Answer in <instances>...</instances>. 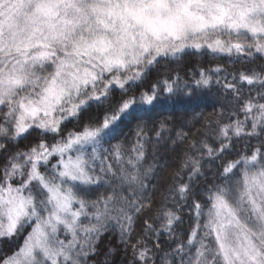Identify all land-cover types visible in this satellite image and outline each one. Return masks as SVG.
<instances>
[{
    "label": "snow or ice",
    "instance_id": "6c2138e0",
    "mask_svg": "<svg viewBox=\"0 0 264 264\" xmlns=\"http://www.w3.org/2000/svg\"><path fill=\"white\" fill-rule=\"evenodd\" d=\"M0 264H264V0H0Z\"/></svg>",
    "mask_w": 264,
    "mask_h": 264
},
{
    "label": "trees",
    "instance_id": "16d2710c",
    "mask_svg": "<svg viewBox=\"0 0 264 264\" xmlns=\"http://www.w3.org/2000/svg\"><path fill=\"white\" fill-rule=\"evenodd\" d=\"M212 113L211 103L209 101V106L205 110L204 119H211L212 116L210 115Z\"/></svg>",
    "mask_w": 264,
    "mask_h": 264
}]
</instances>
